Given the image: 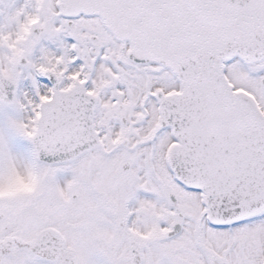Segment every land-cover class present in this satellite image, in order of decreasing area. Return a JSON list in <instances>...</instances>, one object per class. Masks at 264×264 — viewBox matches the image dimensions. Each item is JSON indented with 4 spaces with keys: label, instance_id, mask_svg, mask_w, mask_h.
Segmentation results:
<instances>
[{
    "label": "snow or ice",
    "instance_id": "snow-or-ice-1",
    "mask_svg": "<svg viewBox=\"0 0 264 264\" xmlns=\"http://www.w3.org/2000/svg\"><path fill=\"white\" fill-rule=\"evenodd\" d=\"M0 264H264V0H0Z\"/></svg>",
    "mask_w": 264,
    "mask_h": 264
}]
</instances>
